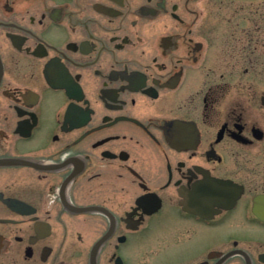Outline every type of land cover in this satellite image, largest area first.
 <instances>
[{"label":"flooded vegetation","instance_id":"obj_1","mask_svg":"<svg viewBox=\"0 0 264 264\" xmlns=\"http://www.w3.org/2000/svg\"><path fill=\"white\" fill-rule=\"evenodd\" d=\"M222 2L0 0V264H264Z\"/></svg>","mask_w":264,"mask_h":264},{"label":"rangeland","instance_id":"obj_2","mask_svg":"<svg viewBox=\"0 0 264 264\" xmlns=\"http://www.w3.org/2000/svg\"><path fill=\"white\" fill-rule=\"evenodd\" d=\"M213 21L219 44L214 69L226 74L236 91L243 82L264 95V0H223ZM255 88V90H254ZM264 129V109L262 111ZM252 163L264 165V140L250 153Z\"/></svg>","mask_w":264,"mask_h":264},{"label":"water","instance_id":"obj_3","mask_svg":"<svg viewBox=\"0 0 264 264\" xmlns=\"http://www.w3.org/2000/svg\"><path fill=\"white\" fill-rule=\"evenodd\" d=\"M262 102H263V105H264V96L262 98ZM258 138L261 139L262 136L260 135ZM223 184H225V183H222V185ZM254 212L256 213V215L260 219H262L264 221V196H259V197L256 198ZM261 258L264 260V255H262Z\"/></svg>","mask_w":264,"mask_h":264}]
</instances>
